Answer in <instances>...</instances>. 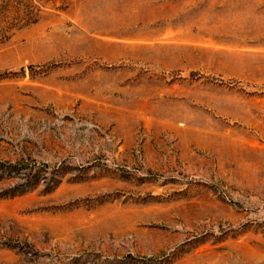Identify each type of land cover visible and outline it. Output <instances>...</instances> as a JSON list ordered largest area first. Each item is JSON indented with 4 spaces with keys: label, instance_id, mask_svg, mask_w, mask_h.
Instances as JSON below:
<instances>
[{
    "label": "rangeland",
    "instance_id": "374dc122",
    "mask_svg": "<svg viewBox=\"0 0 264 264\" xmlns=\"http://www.w3.org/2000/svg\"><path fill=\"white\" fill-rule=\"evenodd\" d=\"M3 31L0 264H264V0H0Z\"/></svg>",
    "mask_w": 264,
    "mask_h": 264
},
{
    "label": "trees",
    "instance_id": "16d2710c",
    "mask_svg": "<svg viewBox=\"0 0 264 264\" xmlns=\"http://www.w3.org/2000/svg\"><path fill=\"white\" fill-rule=\"evenodd\" d=\"M30 23H31V21H29V20L27 19V20H25L24 23L21 24L19 27L27 26V25H29ZM6 33H7L6 31L0 32V43L6 41V40L8 39V35H7ZM7 168H8L9 171L11 172V171H14V169H15L16 167H9V166H7Z\"/></svg>",
    "mask_w": 264,
    "mask_h": 264
}]
</instances>
